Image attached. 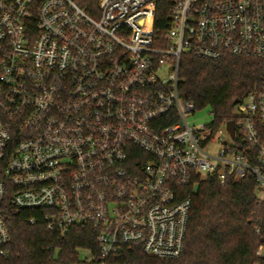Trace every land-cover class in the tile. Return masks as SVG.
<instances>
[{"label":"built area","instance_id":"1","mask_svg":"<svg viewBox=\"0 0 264 264\" xmlns=\"http://www.w3.org/2000/svg\"><path fill=\"white\" fill-rule=\"evenodd\" d=\"M156 11L157 0H0V260L8 205L62 236L94 227L97 253L80 260L110 264L133 248L178 259L191 207L180 189L197 178H251L264 203V79L234 103L232 135L210 110L192 124L178 93L183 55L264 60V0H172L162 36Z\"/></svg>","mask_w":264,"mask_h":264},{"label":"trees","instance_id":"2","mask_svg":"<svg viewBox=\"0 0 264 264\" xmlns=\"http://www.w3.org/2000/svg\"><path fill=\"white\" fill-rule=\"evenodd\" d=\"M172 0H157L155 30L165 33ZM179 97L199 112L210 110L216 128L232 120L233 105L264 79V60L226 55L217 62L183 55L179 69ZM253 179L197 178L181 188V199L191 207L182 255L159 260L139 248L124 251L110 264H264L257 256L264 247V203H259ZM35 219L34 223L31 220ZM11 236L9 255L0 264H82L79 252L97 253V229L73 227L63 236L49 231L38 211L5 209Z\"/></svg>","mask_w":264,"mask_h":264},{"label":"rangeland","instance_id":"3","mask_svg":"<svg viewBox=\"0 0 264 264\" xmlns=\"http://www.w3.org/2000/svg\"><path fill=\"white\" fill-rule=\"evenodd\" d=\"M165 73H166V69H165V71H163L161 73V75H163V74L165 75ZM211 119H212V116L210 115L209 110L205 109L203 111L196 113L195 116L192 119H190V122L192 124L198 126V125L209 123L211 121ZM217 149H218V146L216 145V146L212 147L209 151L211 153H215L217 151Z\"/></svg>","mask_w":264,"mask_h":264},{"label":"water","instance_id":"4","mask_svg":"<svg viewBox=\"0 0 264 264\" xmlns=\"http://www.w3.org/2000/svg\"><path fill=\"white\" fill-rule=\"evenodd\" d=\"M236 103V102H235ZM227 130L230 133V135L233 134V123L232 122H228L227 123Z\"/></svg>","mask_w":264,"mask_h":264}]
</instances>
